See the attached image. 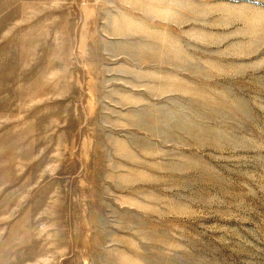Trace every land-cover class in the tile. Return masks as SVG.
Segmentation results:
<instances>
[{
    "label": "rangeland",
    "instance_id": "obj_1",
    "mask_svg": "<svg viewBox=\"0 0 264 264\" xmlns=\"http://www.w3.org/2000/svg\"><path fill=\"white\" fill-rule=\"evenodd\" d=\"M0 264H264V0H0Z\"/></svg>",
    "mask_w": 264,
    "mask_h": 264
}]
</instances>
